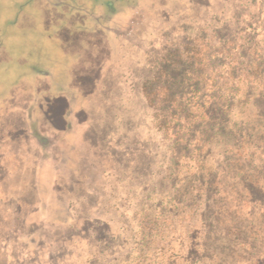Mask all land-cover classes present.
I'll list each match as a JSON object with an SVG mask.
<instances>
[{"label":"rangeland","instance_id":"1","mask_svg":"<svg viewBox=\"0 0 264 264\" xmlns=\"http://www.w3.org/2000/svg\"><path fill=\"white\" fill-rule=\"evenodd\" d=\"M261 121L264 0H0V264H193Z\"/></svg>","mask_w":264,"mask_h":264},{"label":"trees","instance_id":"2","mask_svg":"<svg viewBox=\"0 0 264 264\" xmlns=\"http://www.w3.org/2000/svg\"><path fill=\"white\" fill-rule=\"evenodd\" d=\"M116 9L113 4L107 7L111 14H114ZM112 22L113 19L108 30L122 26L119 19L117 22H121L120 25ZM173 56V54L170 55L171 58ZM163 76L162 72L157 73V84L165 83L169 87L162 92L157 90V98L163 93L166 99H170L173 97L170 91L171 83L167 80L162 82ZM154 94L152 91L145 92L144 98L150 102ZM158 107L159 105L154 109L153 114L155 128L158 132H166L168 120L162 116V111ZM250 130L251 136L246 143L248 151L244 153L250 159L241 156L233 165H229L225 159H222L218 166H214L211 161L218 158H204L200 165L201 173L198 176H202V180L209 181L204 194L200 196L203 199L201 202H204L202 207L209 203V218L212 220L214 231H205L202 218H196L202 225L203 231L201 235H197L198 239H194L196 253L193 256L195 258L193 264H264V143L262 145L259 143L261 139L264 142V121L255 123ZM256 144L259 147L255 151ZM208 150L207 152H210V149ZM198 176L195 182L203 185ZM194 198L196 195L193 196ZM196 207V212L204 211L202 208L199 211V206ZM206 234L210 235L209 240L211 238L215 241L218 237V241L223 245L218 244L220 245L218 248L210 247ZM161 256L162 259L167 258L165 255ZM181 258L178 260L179 257H173L174 261L168 264H185L190 260L186 257Z\"/></svg>","mask_w":264,"mask_h":264}]
</instances>
